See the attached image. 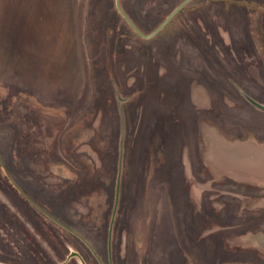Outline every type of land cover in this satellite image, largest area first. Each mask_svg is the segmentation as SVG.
Here are the masks:
<instances>
[{
  "label": "rangeland",
  "instance_id": "obj_1",
  "mask_svg": "<svg viewBox=\"0 0 264 264\" xmlns=\"http://www.w3.org/2000/svg\"><path fill=\"white\" fill-rule=\"evenodd\" d=\"M133 1L160 21L180 0ZM114 8L0 0V261L100 264L101 234L102 264H264V180L210 148L264 142L241 92L264 105V0H190L144 40Z\"/></svg>",
  "mask_w": 264,
  "mask_h": 264
},
{
  "label": "crops",
  "instance_id": "obj_2",
  "mask_svg": "<svg viewBox=\"0 0 264 264\" xmlns=\"http://www.w3.org/2000/svg\"><path fill=\"white\" fill-rule=\"evenodd\" d=\"M204 90L203 88L202 91ZM247 92L252 94L251 90L247 89ZM150 95L153 97V93ZM155 105L154 102L152 107L155 108ZM211 143L210 148L214 151L212 164L215 169L223 173L222 178L241 181L253 180L255 182L264 180V142L250 140L237 142L214 136Z\"/></svg>",
  "mask_w": 264,
  "mask_h": 264
},
{
  "label": "trees",
  "instance_id": "obj_3",
  "mask_svg": "<svg viewBox=\"0 0 264 264\" xmlns=\"http://www.w3.org/2000/svg\"><path fill=\"white\" fill-rule=\"evenodd\" d=\"M182 0H180L179 2H181ZM178 2V3H179ZM178 3L174 4V5H177ZM124 12L130 17V19L132 20V22H134V24L142 31V32H145V33H150L163 19H161L160 21H156L155 20V16L157 15V10H162L164 8L163 5L156 7L155 9H152V11H150V13L147 14V16H142L140 15V8L137 6V3L136 1H133V0H122L120 2ZM175 6H173L174 8ZM172 8V9H173ZM115 9V8H114ZM115 12L116 14L122 18L120 16V14L116 11L115 9ZM156 14V15H155ZM123 19V18H122ZM124 20V19H123ZM124 23L126 22L125 20L123 21ZM126 25H127V28L131 30V32L134 34V38H138L139 40H144L141 36H139L131 27L130 25L126 22ZM123 35V40H124V44L123 46H119L120 48V51L118 53H121L120 55L122 56L121 58H124L126 59L127 57L130 58V55L128 53L129 51V42H130V37L128 35H126L125 31H124V34ZM125 61V60H124ZM126 64V63H125ZM124 64V65H125ZM154 78V77H153ZM152 78V79H153ZM157 84V83H155ZM151 93H153V97L156 98L158 100V98L162 95H165V91L163 92H157L156 91V86H155V89L154 87H151L150 90H146V94L150 95ZM161 93V94H159ZM159 95V97H158ZM167 99L165 98H159V102H163ZM142 112V111H141ZM143 115V112L141 113ZM56 206H54L55 208ZM53 212L55 213L54 209H52ZM63 217H66V218H69L71 220V216H72V213L68 212V214L66 213H63ZM73 219V218H72ZM73 220H76V219H73ZM78 221H82V220H78ZM101 236V237H100ZM99 236V240H102L103 237L102 235L100 234ZM102 244V242L100 243ZM101 248H102V245H99Z\"/></svg>",
  "mask_w": 264,
  "mask_h": 264
},
{
  "label": "water",
  "instance_id": "obj_4",
  "mask_svg": "<svg viewBox=\"0 0 264 264\" xmlns=\"http://www.w3.org/2000/svg\"><path fill=\"white\" fill-rule=\"evenodd\" d=\"M190 0H182L180 3H178L168 14L167 16L148 34L143 33L142 31H140L137 26L131 21V19L126 15V13L122 10V8L120 7L119 4V0H115V7L118 10V12L121 14V16L124 18V20L130 25V27L142 38H150L152 36H154L156 33H158L170 20L171 18L185 5L189 2ZM242 94L247 98V100L249 102H251L254 106H256L257 108L261 109L262 111H264V105L258 103L257 101L253 100L252 98H250L246 93H244L243 91H241ZM116 196H117V191H116ZM72 255H77L76 252L74 251H70V253L68 254V257L72 256ZM0 264H10L7 262H2L0 261Z\"/></svg>",
  "mask_w": 264,
  "mask_h": 264
},
{
  "label": "flooded vegetation",
  "instance_id": "obj_5",
  "mask_svg": "<svg viewBox=\"0 0 264 264\" xmlns=\"http://www.w3.org/2000/svg\"><path fill=\"white\" fill-rule=\"evenodd\" d=\"M75 215V214H74ZM73 214H72V216H71V221L73 220V219H76L77 221L78 220H80V219H77L76 218V216H74ZM73 218V219H72ZM79 236V235H78ZM79 238L82 240V241H84L85 239L84 238H82V237H80L79 236ZM86 241V240H85ZM97 243H96V249H97V251H98V254H96V257H97V260H98V262L100 263V264H102V261H103V259L105 260L106 259V261H108V263H110V260L112 259L111 257H113V254H112V251H111V249L107 252V246H106V243L104 244V242H103V239L102 240H99V238H98V240L96 241ZM102 242V244H100ZM88 247H89V249L91 250V252H92V250H93V246H91V244L89 245V244H87V243H85ZM99 245H102V248L99 246ZM92 247V248H91ZM93 252H95L94 250H93ZM92 252V253H93ZM84 254H86V253H84ZM72 256H75V255H72ZM87 257H88V255H87ZM89 258V257H88Z\"/></svg>",
  "mask_w": 264,
  "mask_h": 264
}]
</instances>
